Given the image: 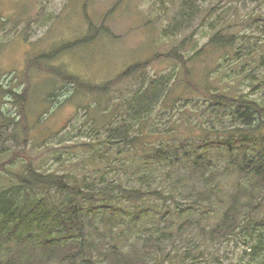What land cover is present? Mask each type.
<instances>
[{"label": "trees", "instance_id": "trees-1", "mask_svg": "<svg viewBox=\"0 0 264 264\" xmlns=\"http://www.w3.org/2000/svg\"><path fill=\"white\" fill-rule=\"evenodd\" d=\"M238 1L243 4L248 0ZM252 1L264 4V0ZM207 4L208 0L206 7ZM227 8L215 11L209 22L210 30L206 32V45L192 56L185 55V49L192 43L190 39L185 41L186 37L170 53L156 55L153 62L175 60L180 65L170 73L143 84L137 98L131 102L134 105L136 101L140 113L150 114L155 104L159 103L160 94L165 92L167 84L181 80L178 76L181 66L188 68L189 64L205 57L207 62L209 57L220 55L221 63L215 69L206 64L205 87L190 78V71L184 81L186 87L192 84L195 88L190 87L193 92L207 102L206 129L197 130L201 136L190 133L178 141V136L174 135L171 137L172 143L168 144L163 131L129 134L112 128L110 132L115 138L122 139L119 142L126 146L115 149L113 140H109V147L105 151L112 152L116 161L110 165L108 174L90 163L95 157L93 150L88 157L89 164L86 161L82 163V168L88 172L82 183L74 176L76 168L65 170V174L43 173L32 163H24L22 173L5 169L13 179L4 186L0 185V264H148L149 252L163 254L165 244L172 241L174 220L171 215L176 212L191 219H197L196 214L204 218L202 202L206 203L210 212L224 210L222 224L213 230H206V238L225 242L232 237H241V242L249 251L245 252V256L251 257V262L247 264H264V219L252 221L241 211L243 206L259 210L264 205V103L259 104L252 98L256 94L252 82L259 66H264V50L260 57L256 37L237 31L239 24L247 22H262L264 25V18L256 21L258 18L248 8H245L249 12L247 16L232 13V9ZM200 12L195 0H182L181 20L170 27L171 35L189 30L197 23ZM8 22L0 18L1 31L8 26ZM98 31L102 33V30ZM100 34L66 45L54 53L51 48L46 53L49 55L34 57L36 59L30 65L44 70L46 67L42 62L51 61L60 53L77 46L90 44ZM151 68L152 59L129 68L106 86L82 84L78 79L65 77L57 70L55 72L88 92L107 94L128 79L137 80L138 73L146 75ZM26 76L22 93L13 89L8 91L21 109V120L15 123L17 127L12 138L16 142L23 133L24 146H27L30 133V115L28 119L26 108L30 104L31 82ZM244 79L250 81L247 92L242 90L238 93L223 87L224 80L238 84ZM160 86L164 89L161 92ZM52 91L50 87H36L33 82L32 97L35 103L37 99L39 105L43 96L44 101L49 102ZM4 92L5 86L0 83V99ZM141 94L149 101L141 104L138 100ZM168 96L167 93L162 103ZM96 104L98 106H86L88 114L94 121L100 120L102 125L105 122L112 124V120L108 119L113 110L108 112L107 102L97 99ZM134 115L141 119V114L136 111ZM199 137L203 138L198 140ZM157 145L162 148L157 149ZM9 152L11 147L6 143L0 144L1 158ZM15 154L12 156L14 160L8 161L9 164L18 160ZM193 179L202 183L204 190L206 187L211 189L206 192V197L204 192L193 194L185 190L187 180ZM220 183H232L234 190L228 196L223 195L219 190ZM191 197H194V201ZM148 205L159 211L151 213ZM127 207L136 208L139 213L132 218ZM141 214L148 218L147 223L141 221ZM127 221L140 227L131 229L130 234L141 232L147 235L142 253L132 252L125 241L118 240L125 238L124 231L119 227L127 225ZM188 227L189 223L186 222L179 230L182 233ZM97 236L113 242L106 248ZM181 239H185L184 235ZM192 245L193 253L201 254L198 258L190 253L182 255L179 250H172L173 260L170 257L168 261L174 264L175 260L184 257L187 260L181 264L213 262V249L212 256H209L207 252L210 250L201 245ZM258 258L261 262L257 261Z\"/></svg>", "mask_w": 264, "mask_h": 264}, {"label": "rangeland", "instance_id": "rangeland-1", "mask_svg": "<svg viewBox=\"0 0 264 264\" xmlns=\"http://www.w3.org/2000/svg\"><path fill=\"white\" fill-rule=\"evenodd\" d=\"M195 2L201 11L197 23L189 30L180 31L176 36H172L170 27L181 20L182 0H0V18L9 20L8 26L2 31L0 29V83L5 86V92L0 99V113L2 112L0 144L6 143V146L11 147V152L3 158L0 157V185L4 186L13 179L5 169L22 173L24 163H32L43 173L65 174V170L76 168L74 176L82 183L81 180L88 174L82 168V163L86 161L89 164L88 157L93 150L95 157L90 163L99 166L102 173L108 174L110 165L116 161L112 152L105 151L109 147V140H113L115 149L126 146L125 143L119 142L122 139L115 138L110 132L112 128H119L120 132H129V134L163 131L168 144L172 143L171 137L174 135L178 136V141L190 133L193 136H201L197 130L206 129L207 102L204 97L193 92L195 88L192 84L186 87L184 81L190 71V78L205 87L206 64L215 69L218 63H221L220 55L209 57L207 62L205 57L203 60L189 64L188 68L181 66L178 74L181 80L167 84L165 92L160 94L159 103L155 104L150 114L140 113L136 101L134 105L131 102L137 98L139 88L143 84L162 74L170 73L180 65L175 60L153 62L156 55L170 53L169 51L178 46L185 37V41L190 39L192 42L185 49L187 57L206 45V32L210 30L209 22L216 10L228 7L227 9H232V13L240 16H247L251 12L258 18L256 21H260L261 17L264 18V4L259 5L252 0L243 4L238 0H208L206 7V0H195ZM245 8H248L249 12ZM255 23L252 21L239 24L237 31L256 37L259 55L262 57L264 25L262 22ZM98 30H102V33L100 34ZM95 34L100 35L90 44L77 46L60 53L51 61L42 62L43 67H46L44 70L30 65L31 61L36 59L34 57L49 55L46 53L51 50L54 53L66 45L93 37ZM151 59L152 68L146 75L143 76V72L138 73L137 80L128 79L107 94L88 92L87 89L71 84L55 72L57 70L65 77L78 79L83 82L82 84L86 82L88 85L98 83L100 86H106L111 81L117 80L129 68L145 64ZM26 74L31 82L30 104L26 108L28 119L30 115V133L29 140L26 141L27 146H24L23 133H20V139L16 142L12 138L17 127L15 123L21 120V109L17 103H14L8 91L13 89L22 93ZM212 75H209V78ZM216 80L218 78L214 79ZM33 82L36 87L41 85L42 88H52L49 102H45L43 96L41 105L37 99L35 103L32 97ZM249 83L248 79L238 84L224 80L223 87L238 93L242 90L247 92ZM252 84L256 87V94L252 98L263 104V65L259 66ZM159 90L161 92L164 89L160 86ZM167 93L169 98L162 103ZM97 99L107 102L108 112L113 110L108 119V121L112 120V124L105 122L102 125L100 120L94 121L86 111L87 105H97ZM138 100L141 104L149 101L142 94ZM135 111L141 114V119L135 117ZM201 115L205 116L200 117ZM42 117L44 118L40 121ZM201 138L203 137H199L198 140ZM156 148L162 147L157 145ZM13 154L18 160L9 164L8 161L14 160ZM184 176L190 179L188 175L184 174ZM187 182L185 189L187 192L193 194L204 192L203 195L206 197V192L211 190L207 187L204 190L202 183L194 179ZM219 190L223 195L228 196L234 190V186L232 183H220ZM190 199L194 201V197ZM147 207L151 213L159 211L151 205ZM201 207L204 218H200L198 214H196L197 219H191L187 215L179 216L176 212L171 215L174 220V227L171 230L172 241L165 244L166 249L163 254H159L158 251L149 252L148 264H172L168 261L170 257L173 260L172 250H179L182 255L190 253L198 258L201 254L193 253L192 244L210 250L207 252L209 256H212L211 250H214L213 262L207 264L251 262V257L245 256L248 249L241 242V237H232L225 242L206 238V230H213L222 224L221 217L224 210L217 209L214 213L210 212L204 202L201 203ZM127 211L132 218L136 216L135 213H139L133 207H127ZM241 211L252 221L264 219V205L259 210L243 206ZM141 221L147 223L148 218L141 214ZM186 222L189 223V227L181 233L179 229ZM119 228L124 231L125 238L118 240L125 241L132 252L142 253L147 235L141 232L130 234L131 229L140 227L127 221V225ZM182 235L184 240L181 239ZM97 237L106 248L113 242ZM184 241L189 243H183ZM186 260L187 258L183 257L178 261L175 260L174 264H181ZM257 261L261 262V259L258 258Z\"/></svg>", "mask_w": 264, "mask_h": 264}]
</instances>
